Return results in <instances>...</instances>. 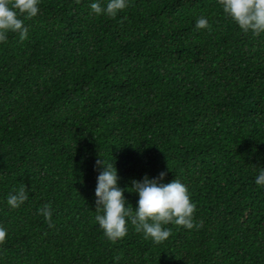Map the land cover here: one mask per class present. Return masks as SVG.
<instances>
[{
    "label": "trees",
    "instance_id": "obj_1",
    "mask_svg": "<svg viewBox=\"0 0 264 264\" xmlns=\"http://www.w3.org/2000/svg\"><path fill=\"white\" fill-rule=\"evenodd\" d=\"M89 4L38 0L20 14L25 38L0 41V264H264V32L218 0H128L114 16ZM99 154L133 208L132 178L181 180L193 227L169 222L153 243L126 221L109 240L94 219Z\"/></svg>",
    "mask_w": 264,
    "mask_h": 264
},
{
    "label": "clouds",
    "instance_id": "obj_2",
    "mask_svg": "<svg viewBox=\"0 0 264 264\" xmlns=\"http://www.w3.org/2000/svg\"><path fill=\"white\" fill-rule=\"evenodd\" d=\"M223 13L233 20L243 32L253 35L264 32V0H218ZM128 0H90L89 8L96 14L114 16L127 6ZM38 12V0H0V41L6 39L9 31L18 32L20 39L27 35L20 14L26 17L35 16ZM196 29L210 28L205 15L198 16L194 21ZM98 168L94 188L96 215L94 219L109 240L122 238L127 232V222L134 225L135 230L142 232L145 239L153 243L165 240L170 229L165 227L169 222L193 227V212L195 205L191 202L186 185L173 178L163 182L166 170H161L156 176L143 174L139 179L132 178L126 185L129 191L137 194L135 208L126 203L124 189L118 184L117 169L113 160H107L98 155L94 163ZM254 183L264 186V166L258 169ZM28 193L21 186L6 196V204L16 208L27 199ZM45 219L51 216L49 204L45 203L38 209ZM127 221V222H126ZM6 228L0 226V241L6 237Z\"/></svg>",
    "mask_w": 264,
    "mask_h": 264
}]
</instances>
